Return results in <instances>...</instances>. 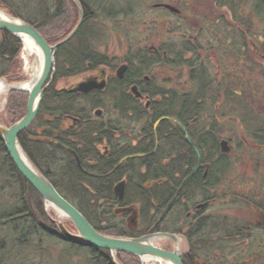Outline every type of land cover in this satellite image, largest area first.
<instances>
[{"label": "flooded vegetation", "instance_id": "1", "mask_svg": "<svg viewBox=\"0 0 264 264\" xmlns=\"http://www.w3.org/2000/svg\"><path fill=\"white\" fill-rule=\"evenodd\" d=\"M211 2L217 10H223L217 0H211ZM175 6L170 3H157L151 7V11H157L159 14H166L167 17H175L180 20L183 18V12L178 6ZM139 10L136 7L126 8L123 13L119 12L118 16L114 17L113 15L111 18H107L108 21H114L118 17L123 18L121 20L124 25H121L119 30L125 37L127 36L124 55L119 61V66L118 59L110 57L114 60V69L108 66L103 67L110 70L109 74L102 71L101 75L87 79L104 81L105 88L103 90H93L89 93L78 92L83 95L95 96L105 94L106 103H110L112 98L118 100L120 106L118 112L109 116L105 115L104 110L96 109L92 115L97 120L103 121L104 124H110L112 129L92 132L94 133L92 139L88 140L84 137L85 131L80 129L85 127L87 122L67 115L65 116V125L73 126L70 140L74 147L85 148L86 152L84 153L87 155L92 152V147H89V144L95 140L98 143L95 145L96 142H93V150L100 154L131 153L132 155H125L121 159L120 164H123L129 159L144 158L156 153L159 143L157 129L162 121H168L167 126L171 128L170 132L175 127L179 128L177 132L182 136L185 144L182 148L175 146L174 135H171L167 181L171 187L172 198L160 218L163 223L165 220L167 226L165 233L176 236L178 241L169 238V245L164 248L172 251L178 244L182 251L181 241L185 242L187 249L181 252V261L184 260L188 264H251L254 259L253 257L248 258L249 248L242 246L244 244L255 246L258 233L264 235V200L252 202L248 193L239 191L236 174H240V169L242 176L245 175L244 172H248V175H256V179L259 176L261 178L262 160H255L253 163L251 155L254 151H257V154H264V146L259 150H255L256 148L251 146H233L232 139H222L225 133L224 128H228L230 122L228 118L232 119L233 117L227 114H211L207 111L214 107L217 112L223 103L225 105L236 100L234 97L227 96L223 89H231L237 94L239 86L246 83V72L243 73L238 68L243 67L246 63L248 72L252 70L250 63L254 62L256 54L260 55L258 50L255 52L254 38L248 33L240 38L239 26L232 23L231 19L228 21L209 19L208 16L202 14L198 16L197 25H188L185 31H183L184 28L178 29L179 32L176 34H178L177 38L180 39V42L171 39L174 30L167 29V32H162V28L159 27L153 31V42L148 45L144 40L141 42L132 41L134 35L139 34L135 29L136 22L142 18V14L144 15V13H139ZM90 14L94 17L96 13L91 11ZM215 20L222 21L220 29L212 23ZM203 21L212 23L216 27V31H220L222 39L217 40L218 42L208 39L207 29L202 26ZM223 25L229 32L224 35L221 34L222 31H225ZM92 31L96 32L93 25ZM96 35L98 37L92 36L93 40L105 38V34ZM150 35L151 31L147 33V37ZM262 58L264 67V57ZM161 69L170 71L174 75L173 83L168 80V83L159 85L158 70ZM98 70L88 73H96ZM119 70H123L121 79L118 77ZM77 86L61 89L77 92L75 90ZM128 103L137 104L142 112L147 113L145 118H140L139 114L135 115L131 110L128 111ZM163 104L182 106L181 114L163 116L153 124L152 136L155 148L151 150L149 137L152 136L149 134V128L152 126L153 120L150 115H154L156 109L159 110ZM192 109H197L199 112L190 113ZM187 135L199 149L200 158H198L194 146L188 141ZM257 138L255 141L259 142V138H264V133L261 132ZM198 140L207 144L206 150L203 151L199 147ZM224 142L228 145L227 151L223 150ZM213 143L217 146H213ZM189 147L194 153L192 162L188 161L190 158ZM73 154L77 159L78 167H81L82 162L75 150ZM239 155L243 157V164L247 160L250 162L245 163L242 167L237 166L232 159ZM179 158L184 161L179 162ZM85 161L92 163L95 159L89 155ZM250 163L254 165L251 168ZM255 178L254 180H256ZM186 180L188 181L186 182ZM246 180L243 178V181ZM248 181L252 182L249 179ZM122 182L125 183L126 195L128 184L126 178L118 182L115 187ZM188 184L192 185L188 186ZM225 199L226 206L232 209H216L218 203ZM230 202L232 206L229 204ZM253 206L257 216L247 213L248 207ZM166 210L167 213L164 215ZM136 227H140L139 223H136ZM213 250L216 251V256L213 255ZM201 255L206 257V261L202 260Z\"/></svg>", "mask_w": 264, "mask_h": 264}, {"label": "trees", "instance_id": "2", "mask_svg": "<svg viewBox=\"0 0 264 264\" xmlns=\"http://www.w3.org/2000/svg\"><path fill=\"white\" fill-rule=\"evenodd\" d=\"M254 1L253 12L257 10L259 17L260 15L263 17L264 0ZM78 2L85 13L84 23L76 36L58 49L54 80L44 94L36 119L28 129L20 134L19 143L31 163L100 233L112 237L136 238L149 233L165 232L167 231L165 220L163 223L160 218L172 198L171 187L167 181L171 135H174L175 146L182 148L185 144L182 136L177 132L179 128L175 127L170 132L171 128L167 126L168 121H162L157 129L159 143L156 153L144 158L129 159L123 164H120L121 159L125 155H132L131 153L100 154L93 150L95 140L89 144V147H92V152L87 155L84 153L86 152L85 148L74 147L70 140L73 126L65 125V116L70 115L80 118L81 121H86L85 127L80 129L85 131L84 137L89 140L94 134L92 132L112 129L110 124L106 125L103 121L92 116L96 109L104 110L105 115L109 116L120 110L118 100L115 98H112L110 103H106L105 94L102 96L83 95L70 89L57 88V83L61 79L84 75L102 67L108 66L113 69L115 67L113 59L98 51L92 36L98 37L96 34L100 33H94L91 24V20L96 15L108 18V15L113 11L112 13L110 11V13L103 12L95 7L91 0H78ZM253 2L252 0H217L219 6L229 14L232 23L239 26L240 38L246 36L247 33L251 35L252 32H255L252 18L248 16L241 18L237 13L238 8L244 9L245 5L248 8L249 4L252 6ZM0 8L33 25L51 45L68 37L80 18L78 7L72 0H0ZM91 11L96 13L94 17L90 14ZM226 28L223 25L225 31ZM226 33L229 32L226 31ZM254 44L255 52L258 50L260 54H256L254 58V68L257 69L260 67L258 62L263 66L264 41L263 39L258 42L254 41ZM21 50L22 42L18 37L0 31V78L4 77L8 81L13 80L15 72L17 74L19 70ZM25 78L26 76L23 77L24 81ZM234 92L231 89H224L227 96L236 98L237 94ZM244 97V95L240 96L242 99ZM28 99L29 95L26 92L10 93L8 112L14 111L13 114H15L11 126L27 114ZM234 102L236 101L231 103ZM164 105L159 107V110L156 109L154 115H150L153 120L152 126L149 128L151 136L153 124L161 117L181 114L182 106ZM127 107L128 111L131 110L135 115L139 114L140 118H145L147 115L141 111L137 104L128 103ZM198 112L197 109L190 111V113ZM249 122L253 125V123H257V118H252ZM149 138L151 139L150 148L153 150L155 141L153 136ZM259 139L264 144V138ZM198 142L199 147L203 151L206 150L207 144L199 140ZM212 145L217 146L215 143ZM74 150L82 162L81 167H78L77 159L73 154ZM0 151L6 158L2 165L8 168L6 172H1L4 167L0 168V180L6 179L3 187L4 189H7L8 186L16 187L12 198L14 203L6 201L4 203L0 200V228L6 227L13 231L12 245L25 247L34 239H38L40 242L45 238L57 240V237L65 240L59 233L58 227L50 221L41 196L23 178L8 156L1 136ZM189 151L188 161L192 162L194 153L192 148ZM89 155L95 159L92 163L85 161ZM178 161L183 162L184 160L179 158ZM124 178L127 179L128 184L126 195L123 201H120L115 196L114 188ZM190 185L192 184H188V186ZM206 188L208 189L209 186ZM130 210L135 211L131 212ZM121 220L124 222L119 223ZM132 221L134 222L132 223ZM136 223H139L140 227H136ZM72 227L75 229L73 224ZM72 243L82 245L76 242ZM4 245L5 243L1 241V253L5 248ZM88 248L93 253L91 259L94 264H114L109 251ZM118 261L121 264H140L136 256L128 253H119Z\"/></svg>", "mask_w": 264, "mask_h": 264}, {"label": "rangeland", "instance_id": "3", "mask_svg": "<svg viewBox=\"0 0 264 264\" xmlns=\"http://www.w3.org/2000/svg\"><path fill=\"white\" fill-rule=\"evenodd\" d=\"M72 1L78 7L77 11H79V8L82 7L80 6L78 0H72ZM253 1L254 0H252V2ZM91 2L94 4L95 7L103 10V12L110 11L112 13L113 11L112 14L108 15V18L113 17V15L114 17L118 16V13L119 12L123 13L126 8L136 7L140 9L139 13L141 14L144 13V15L142 14L141 15L142 18L137 20L135 27L137 33H139L138 34L139 36L135 34L132 41L135 40L141 42L142 40H144L145 42L148 43V45H151L153 42L154 39L153 31L157 30L159 27L162 28L161 30L162 32H167V29H171V31L174 30L171 39H173V41L180 42V39L177 38L179 36L178 34H176V32H179L178 29L181 30L182 28H184L183 31H185V28L188 25L189 26L190 25L193 26V24L194 26L197 25L198 16L202 14L208 16L209 19H223L226 21L230 19L229 14L223 10L221 11L217 10V8L214 7V5L212 4L211 0H91ZM157 3H170L178 6L183 12V18L177 20L175 17H167L166 14H159L157 13V11L154 12L151 11L152 10L151 7ZM254 4L255 1L252 3V6L249 4L248 8L246 5L244 9L238 8L237 13L238 16H240L241 18L242 17L245 18L246 16L252 18L253 28L255 32H252L251 35L253 36L254 41L258 42L261 39H263L264 41V14L263 17L262 15H260L259 17V13L257 12V10L253 12ZM1 10L4 11L3 9ZM4 12L7 13L6 11ZM99 13H101V11H99ZM121 19L123 18L118 17L114 21H112L111 19H110L111 21H108L109 19H107L105 16H96L92 21L93 22L92 25L94 26L96 33L105 34V38L99 40L92 39L95 45L97 46L98 51L105 53L106 55H108L113 59H118V66L120 65L119 61L122 60V57L124 55L123 51L125 50L126 47L125 39H127V36L125 37L124 34H122L121 31L119 30L120 26L124 25L123 24L124 22H122ZM221 22H222L221 20H215L212 23L216 27H218V29H220ZM202 23H204L202 26L206 27L207 29L206 31L208 32V35L206 36L208 39L210 38L214 42L222 39L220 37L221 35L219 34L220 31L219 30L216 31L217 29L215 26L212 25V23H205V21H203ZM150 31H151V35L147 37V33H149ZM216 32L218 33L215 35ZM221 34L224 35V32L223 33L221 32ZM30 60L32 63L35 59L30 58ZM259 63L260 62H258V66L260 67H258L257 69L254 68L255 62L250 63L252 69L250 71L251 73L248 72V67H247L248 65H246V63L243 65V67L241 66L242 69L241 67L238 68L243 73L246 72L247 81L245 83L246 85L242 83L241 86H239L240 89L239 91H237L238 97L236 96L237 98L235 100L236 102L232 104L228 103L225 105L223 103L221 109L217 112L215 111L214 107L209 108V111H207L208 113L211 114L219 113V114L231 115L234 118V119L232 118L233 120L228 118L230 122L228 128L226 127L224 128L225 133L222 139L225 140L232 139L233 146H242V147L251 146L253 148H256L255 150H259L263 148L262 146H264V144L260 142V139L259 142L255 141V139H258L257 135L261 134V132L264 133V67L262 66V64L259 65ZM102 71H105L106 74L110 73V70L108 68L102 67L98 71H96V73H86L80 76L61 79L57 83V88L60 89L63 87L66 88L75 87L76 85L87 80L90 77L101 75ZM25 75L26 78L27 76H29L26 73V66L24 64V52L21 50L19 54L18 73L16 74L15 72L12 81H8V79H5L4 77L0 78V80L3 79L8 85H16L24 81L23 77ZM173 77L174 75L170 71L164 69L158 70L159 85H162L164 83L166 84V82L168 83V80L172 81L173 83L174 82ZM242 94L245 96L243 99L240 98V96H243ZM9 97H10V93H8L6 96L0 99V124L6 127H11V123L13 121L12 120L13 115H15L13 114L14 111L8 112ZM252 118H257V123H253V125H251L249 120H251ZM223 144L227 145L226 142H224ZM256 152L257 151H254L251 157H253L252 159L253 163H255V160L256 161L262 160L263 165L260 167L261 178L259 176L256 179L255 178L256 175L254 176H252V174L248 175L247 174L248 172H244L245 175L242 176L240 175L242 173L240 169H239L240 174H236L237 184L239 185V191H241L242 193H248L250 196L249 199L252 202H260L261 200H264V171H263L264 154L263 153L257 154ZM242 155H239L238 157H233L232 159V161L236 163L237 166L239 165L240 167H242V165H244L245 163L247 164L248 162H250V160L249 161L247 160V162L243 164ZM3 160H6V158L3 152L0 151V168L4 167V169H2L1 172H6L8 168L7 166L2 165L4 163ZM249 165L250 168L254 166L252 163H250ZM253 177L256 180H254ZM243 178L247 180L243 181ZM248 179L251 180L252 182H249ZM5 180L6 179H4V181L0 180V200L4 203L5 201L7 203H14L12 198L14 197L13 195L16 192V187L8 186L7 189L6 188L4 189L3 186H5L6 183ZM235 186L237 189L236 184ZM226 203H227L226 199L223 200V202H219L218 206H216V209L221 208L224 210H231L232 208L229 209L230 207L226 206ZM229 204L231 205V202ZM45 210L51 222H53L52 219L59 220L58 215L55 213L53 208L48 209L46 208L45 205ZM247 210H249L247 212L248 215L254 214V216H257L254 210V206L248 207ZM61 221H63L67 230H69L74 234H77L76 228L74 229L72 227V224L69 222V220L66 217ZM124 221L121 220L119 223L121 222L123 223ZM257 236L258 237H256L257 240L255 242V246H250V244H244L242 247L249 248L247 252L248 258L253 257L254 259V261L251 262V264H264V245H263L264 235L258 233ZM13 238H14V233L11 229L6 227L0 228V243L1 241L5 243L4 250L2 251V253L0 252V264H94V262L91 259L93 253L89 250L88 247L74 244L70 241L62 240L61 238L58 237L57 240L53 238L52 239L45 238L41 242L38 239H34L32 242H30L28 246L25 247L13 246L12 245ZM168 240L169 239L161 238L160 241H157V244L158 246L162 247V249H166L163 247L169 245ZM181 247H182V251H186L187 244L181 241ZM182 251H180L179 248V252L181 255H182L181 253ZM172 252H175V249L172 250ZM212 252L213 255L215 254L216 256L215 253L216 251L213 250ZM201 257L202 260L206 261V257L204 255H201ZM115 258L117 262L121 264L118 261V255H116ZM138 260L141 264L140 258H138ZM182 264H188V263H185L183 260Z\"/></svg>", "mask_w": 264, "mask_h": 264}, {"label": "water", "instance_id": "4", "mask_svg": "<svg viewBox=\"0 0 264 264\" xmlns=\"http://www.w3.org/2000/svg\"><path fill=\"white\" fill-rule=\"evenodd\" d=\"M79 11L80 21L77 27L73 30L70 36L55 45H50L42 34L30 23L20 18L10 16L2 11L7 17L6 19H2L0 17V30L18 37L21 41H23L22 36L31 38L38 45L44 57L43 72L31 89L23 88V85H25L26 82L19 83L14 86L6 84L9 87V92H27L29 94V99L27 104V114L22 119L13 124L11 127H6L0 124V136L4 142L5 150L23 178L41 196L46 207L47 205H52L53 209L57 208L69 221L74 224L77 234L67 230L64 223L60 220L52 219L65 240L76 242L95 249L109 251L115 264H119L115 258L119 253L132 254L140 258L142 264H145V258H149L152 264H182L178 244L175 252L167 251L152 244L153 240L157 241L161 238H173L178 241L176 236H172L167 233H154L138 238H118L107 236L98 232L86 219V217L72 203L65 199L56 190L54 185L36 169L24 153L19 143L20 134L28 129L36 119L41 107L44 93L54 79L56 72V54L58 49L68 43L83 25L84 11L82 8H79ZM118 77L120 79L123 78V70H119ZM1 81L4 80L1 79ZM104 88V81L98 82L97 80L89 79L78 84L75 90L81 93H89L93 90H103ZM186 137L194 146L198 158H200L199 149L188 135ZM222 147L224 151L228 150L226 144H222ZM187 181L188 180H186V182ZM115 194L120 201L123 200L125 195L124 182L119 183L115 187ZM54 210L55 212L57 211L56 209ZM167 210L164 212V215L167 213Z\"/></svg>", "mask_w": 264, "mask_h": 264}, {"label": "bare ground", "instance_id": "5", "mask_svg": "<svg viewBox=\"0 0 264 264\" xmlns=\"http://www.w3.org/2000/svg\"><path fill=\"white\" fill-rule=\"evenodd\" d=\"M0 17L2 19H6V17H7L1 11V9H0ZM84 20H85V13H84ZM79 21H80V18H79ZM76 34H75V36H76ZM22 39H23V41H22V51L24 52V64L26 66V73L29 75L28 76L29 80L26 82L25 85H23V88L31 89L33 87V85L35 84V82L40 77V75L42 74V72H43L44 57H43L42 51L40 50L38 45L31 38L26 37V36H22ZM30 58H34L35 60L31 63ZM55 71H56V67H55ZM6 84L7 83H5L4 81L0 80V99L3 98L4 96H6L8 94V92H9V87ZM47 208L48 209H52L53 206L52 205H47ZM54 209L57 210L55 213L58 215V219L60 221L62 219H65V216H64V214L61 211H59L57 208H54ZM55 217H56V215H55ZM61 222H63V221H61ZM152 244H154L155 246H158L157 241H155V240H153ZM145 264H152L149 258H145ZM154 264H156V263H154Z\"/></svg>", "mask_w": 264, "mask_h": 264}]
</instances>
